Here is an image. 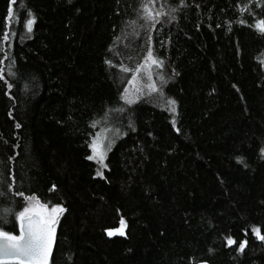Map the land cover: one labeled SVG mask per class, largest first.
I'll return each mask as SVG.
<instances>
[{
	"label": "trees",
	"instance_id": "1",
	"mask_svg": "<svg viewBox=\"0 0 264 264\" xmlns=\"http://www.w3.org/2000/svg\"><path fill=\"white\" fill-rule=\"evenodd\" d=\"M145 2L16 0L0 42V209L33 196L64 209L48 264H264L251 232L264 234V0H157L158 21L139 19ZM149 49L163 79L127 105ZM93 121L119 131L104 179L86 159Z\"/></svg>",
	"mask_w": 264,
	"mask_h": 264
},
{
	"label": "snow or ice",
	"instance_id": "2",
	"mask_svg": "<svg viewBox=\"0 0 264 264\" xmlns=\"http://www.w3.org/2000/svg\"><path fill=\"white\" fill-rule=\"evenodd\" d=\"M16 0H8L7 15L4 18V31L3 35L0 36V42L6 41L10 31L9 23L11 17L14 14L13 5ZM157 0H146L145 3L141 4V15L139 19L144 21H158L160 17L169 15V13L164 12L163 10L154 11L153 5ZM163 2V0H161ZM181 6L183 5V0H180ZM259 6V5H258ZM238 7H240L238 5ZM246 7V6H245ZM175 8H172L171 11H175ZM241 11L244 8L240 9ZM28 18L24 20L23 27L26 32L31 33L33 19L31 18V13L29 12ZM174 19L175 17H171ZM242 22V21H241ZM135 21L127 22L129 27L135 26ZM255 30L261 34H264V20L257 21L253 26ZM120 39V37H117ZM111 51V50H110ZM146 63L143 65V68L146 69V75L151 81L152 73L150 71L152 66L156 68H161L163 62L161 60L155 59L152 56L151 49L145 56ZM106 65L112 67L113 65L109 60L104 61ZM3 65V61H0V66ZM260 66L264 68V60L260 61ZM11 67V65H9ZM120 70L127 72L128 69L124 66H120ZM141 70L138 67L135 72L139 73ZM8 75L15 76L14 72L9 71ZM157 79H163L162 76H157ZM3 75H0V80H3ZM133 80H129V84H132ZM149 93H156L157 87L153 83L148 84ZM128 89H125L127 92ZM121 99L126 104H131L133 101L128 100L122 94ZM174 101L171 99L167 100L168 111L172 112L175 115ZM119 111H123V108H120ZM19 127V125H17ZM90 127H96V121H93L90 124ZM103 143L102 137L97 134L95 138L92 139L88 147L91 149V155H87L86 159L89 161H95L101 168L105 167L104 165V152L101 150V144ZM111 142L109 141V144ZM261 157L264 158V149H261ZM240 162L239 160L237 161ZM96 175L101 179H104L100 171H97ZM3 194L0 193V196ZM64 212V209L59 205H55L48 209L45 205L39 203L36 200V197L27 198V205L23 210L19 212H14V209L10 207H5L0 209V224L10 223L8 216L10 214L15 215V229H18L19 235H14L12 232L4 230L0 227V264H48L49 255L52 250L53 238L55 234V225L57 223L58 217ZM123 225V221H121ZM119 235H124L122 230H117ZM252 234L255 236L256 240L264 242V234L261 233V230L257 227H252ZM112 231H108L107 235L109 237L113 236ZM236 243L231 236L226 238L225 245L231 247ZM247 245L246 240H241L238 247L235 248L237 253H243Z\"/></svg>",
	"mask_w": 264,
	"mask_h": 264
},
{
	"label": "rangeland",
	"instance_id": "3",
	"mask_svg": "<svg viewBox=\"0 0 264 264\" xmlns=\"http://www.w3.org/2000/svg\"><path fill=\"white\" fill-rule=\"evenodd\" d=\"M145 63H146V61L144 60L139 65V67L141 68L140 72L139 73L135 72L134 75L132 76V78L129 79V80H133V83L129 84V81H128V85L126 87V89H128V91L127 92L124 91V94H123L126 99L133 101V103L140 100L142 97L146 96L147 94H150L149 89L147 87L148 84L149 83L155 84L156 83L155 81L159 80L156 77L158 75L160 76V73L156 71L158 68H156L155 66H152L150 69V71L152 73L151 81L148 79V76L145 74L146 69L143 68V65ZM97 134H99L103 139V143L101 144V150L104 152V160H105V156L109 150V146L119 136V131L116 132V130H113V127H111V126H104V127L103 126H97L94 128L93 132L91 133V139H90L88 145L91 143L92 139L97 136ZM109 141L111 142L110 144H109ZM88 149H90V148L88 147ZM91 154L92 153H91V149H90V155ZM104 165H105V161H104ZM104 168L105 167L101 168L97 164V171H100L101 174H102V171ZM119 230L123 231V226H121ZM113 233L119 235L118 231H115Z\"/></svg>",
	"mask_w": 264,
	"mask_h": 264
},
{
	"label": "water",
	"instance_id": "4",
	"mask_svg": "<svg viewBox=\"0 0 264 264\" xmlns=\"http://www.w3.org/2000/svg\"><path fill=\"white\" fill-rule=\"evenodd\" d=\"M56 228V227H55ZM54 244H55V240H54V238H53V245H52V250H51V253H50V255H49V259L51 258V256H52V254H53V248H54ZM49 261V260H48ZM198 264H208L207 262H199Z\"/></svg>",
	"mask_w": 264,
	"mask_h": 264
}]
</instances>
